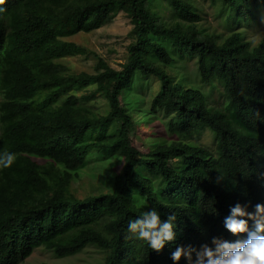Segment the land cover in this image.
Returning a JSON list of instances; mask_svg holds the SVG:
<instances>
[{
    "label": "trees",
    "instance_id": "obj_1",
    "mask_svg": "<svg viewBox=\"0 0 264 264\" xmlns=\"http://www.w3.org/2000/svg\"><path fill=\"white\" fill-rule=\"evenodd\" d=\"M210 1L235 24L226 37L198 26L194 0L0 5V152L17 157L0 169V264H20L39 247L64 257L88 245L106 252L96 264H189L172 259L177 246L229 231L224 220L237 203L264 204V23L258 42L246 33L258 12L264 18V0ZM121 11L134 36L122 67L98 57L94 73H70L61 60L85 49L66 38ZM176 56L194 59L203 82L221 84L219 102L169 73ZM139 77L159 80L151 111L166 117V137L148 152L134 144L125 102ZM205 130L212 147L194 141ZM92 150L123 164L110 191L81 198L70 185ZM151 210L177 217L176 240L160 251L127 230Z\"/></svg>",
    "mask_w": 264,
    "mask_h": 264
},
{
    "label": "rangeland",
    "instance_id": "obj_2",
    "mask_svg": "<svg viewBox=\"0 0 264 264\" xmlns=\"http://www.w3.org/2000/svg\"><path fill=\"white\" fill-rule=\"evenodd\" d=\"M197 11L201 16L198 26L226 37L235 25L233 21L227 22V13H223L220 2L212 3L210 0H194ZM160 14L169 19L171 8L166 3L159 6ZM264 18L262 11L258 12L256 20L246 26V33L253 43L263 38ZM240 28L245 30V26ZM133 24L131 18L123 11L119 12L115 18L90 32H78L66 38L85 49V53L70 55L61 61L67 66L70 73L88 72L94 73L98 62V57L103 58L108 64L116 69H120L128 58V47L134 41L132 34ZM169 73L179 77L187 84L199 87L208 93L210 103L216 104L220 101L221 84L214 82L207 84L202 81L197 72L196 61L187 56H176L173 66L168 68ZM159 88V80L154 77H139L125 96L128 112L134 120V131L131 136L134 144L142 152H148L151 144L166 137V117L160 112L151 111L152 98ZM80 95V92H77ZM100 107L104 106L103 101H99ZM170 139V138H169ZM194 141L212 147L213 136L209 130L203 131ZM123 161L120 157L103 156L97 151L89 153L88 160L78 171L77 176L70 185L71 192L78 197H85L91 194H98L110 191L112 186V176L117 173ZM106 252L95 246L88 245L83 250L69 256L58 257L45 247H39L20 264H96L104 260Z\"/></svg>",
    "mask_w": 264,
    "mask_h": 264
},
{
    "label": "clouds",
    "instance_id": "obj_3",
    "mask_svg": "<svg viewBox=\"0 0 264 264\" xmlns=\"http://www.w3.org/2000/svg\"><path fill=\"white\" fill-rule=\"evenodd\" d=\"M6 0H0L4 5ZM0 8V12H4ZM14 153L0 152V169L10 168L15 160ZM248 205L237 203L225 217L224 225L229 231L204 243L187 247L180 245L172 252V259L189 264H264V204H256L255 211ZM175 215L162 220L157 210L144 211L140 218L129 222L127 230L136 239L144 241L151 249L160 251L166 243L176 240ZM180 262V263H182Z\"/></svg>",
    "mask_w": 264,
    "mask_h": 264
}]
</instances>
